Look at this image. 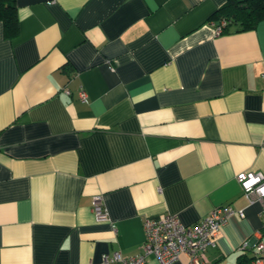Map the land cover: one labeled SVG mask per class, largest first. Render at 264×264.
Returning <instances> with one entry per match:
<instances>
[{
  "label": "crops",
  "instance_id": "0c3cea01",
  "mask_svg": "<svg viewBox=\"0 0 264 264\" xmlns=\"http://www.w3.org/2000/svg\"><path fill=\"white\" fill-rule=\"evenodd\" d=\"M14 1L13 37L0 22V264L132 256L145 218L190 225L226 204L244 216L203 264H250L239 246L264 245V221L236 175H264V19L217 34L226 0Z\"/></svg>",
  "mask_w": 264,
  "mask_h": 264
},
{
  "label": "built area",
  "instance_id": "2783aa9c",
  "mask_svg": "<svg viewBox=\"0 0 264 264\" xmlns=\"http://www.w3.org/2000/svg\"><path fill=\"white\" fill-rule=\"evenodd\" d=\"M224 23L222 21L216 26L217 34L221 32ZM78 97L82 102L87 101V93L84 89H79ZM236 179L250 203L260 202L259 215L264 221V175L261 172L242 171L236 175ZM92 212L96 220L108 219L107 210L100 196L93 197ZM233 214L244 216L243 210H236L230 204H226L212 208L207 215L190 225L182 223L171 213L145 218L144 240L140 252L127 257L122 256L117 250L103 253L100 264H143L149 255H153L159 264H170L177 260L181 253L188 255L187 264H203L205 250L209 246L216 245L221 226ZM239 248L252 250L250 264L264 263L262 242L257 240L251 242L250 239H246Z\"/></svg>",
  "mask_w": 264,
  "mask_h": 264
},
{
  "label": "trees",
  "instance_id": "16d2710c",
  "mask_svg": "<svg viewBox=\"0 0 264 264\" xmlns=\"http://www.w3.org/2000/svg\"><path fill=\"white\" fill-rule=\"evenodd\" d=\"M208 19L215 25L225 22L220 33L252 29L264 19V0H226ZM16 21L15 1L0 0V22L4 37L14 36Z\"/></svg>",
  "mask_w": 264,
  "mask_h": 264
}]
</instances>
